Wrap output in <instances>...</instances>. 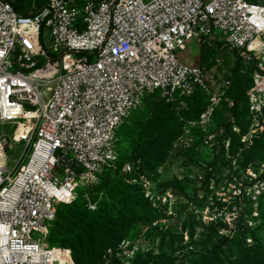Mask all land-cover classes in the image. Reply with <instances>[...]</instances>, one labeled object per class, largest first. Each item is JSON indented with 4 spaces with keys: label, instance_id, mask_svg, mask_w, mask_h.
Segmentation results:
<instances>
[{
    "label": "built area",
    "instance_id": "2783aa9c",
    "mask_svg": "<svg viewBox=\"0 0 264 264\" xmlns=\"http://www.w3.org/2000/svg\"><path fill=\"white\" fill-rule=\"evenodd\" d=\"M194 39L222 42L254 64L249 108L262 113L264 3L46 0L25 15L0 0V124L12 125L11 139L26 143L23 153L30 149L27 161L10 170L9 140L0 136V264H73L70 248L46 240L57 207L115 167L118 130L148 94L186 106L205 90L209 102L198 124H212L231 81L178 59ZM256 186L262 194L264 181ZM146 196L167 201L150 190ZM131 244L124 239L106 253L131 258L141 249Z\"/></svg>",
    "mask_w": 264,
    "mask_h": 264
},
{
    "label": "rangeland",
    "instance_id": "374dc122",
    "mask_svg": "<svg viewBox=\"0 0 264 264\" xmlns=\"http://www.w3.org/2000/svg\"><path fill=\"white\" fill-rule=\"evenodd\" d=\"M45 42L51 43L48 30ZM219 48L216 63L204 68L221 81L234 66L235 57L233 50ZM176 54L183 64H196L200 41H189L187 48ZM198 92L205 97L196 105L192 100L186 106L150 100L137 113L122 135L119 162L102 184L113 200L109 206L98 213L88 211L80 200L86 194L83 186L73 201L58 205L64 210L51 233L49 228L46 240L69 247L73 264L81 263L69 241L101 215L109 216L108 237L123 236L119 243L127 239L130 247H152L156 255H171L175 264H203L208 260L214 264V255L221 264H264V191L256 192V185L264 181V109L252 113L243 104L232 111L225 105L213 116L215 124L202 127L198 120L208 106L209 94ZM22 129L18 128L16 140ZM11 131V124H0V136L9 140L6 160L10 170L26 162L30 153V149L23 153L26 143L12 140ZM210 134H215L212 145L204 141ZM147 190L167 201H152L146 196ZM71 222L76 224L67 226ZM170 234L177 235L172 245ZM109 243L106 241L107 248L104 245L97 264H111L116 257L107 255ZM141 249L131 258L122 257V264H131L139 252H147ZM150 262L155 264L154 259Z\"/></svg>",
    "mask_w": 264,
    "mask_h": 264
},
{
    "label": "trees",
    "instance_id": "16d2710c",
    "mask_svg": "<svg viewBox=\"0 0 264 264\" xmlns=\"http://www.w3.org/2000/svg\"><path fill=\"white\" fill-rule=\"evenodd\" d=\"M9 1L12 2V4L14 5L15 9L18 12L25 14V15H34L44 4H46V0H9ZM250 1L264 3V0H250ZM221 43L222 42H219V41L212 42V41H209L208 39H201L200 40V54L196 60V64H198L201 67H205L206 65L210 67L213 66L216 63L215 58L216 56H218V53L220 52L219 47H221ZM232 54H233V57H235L234 66L231 67L229 72L226 73V76L224 77V78L231 80L232 84L230 88L228 89L226 96L222 100V103L217 108L214 118L219 110H223V107L225 105H229V109H231L232 111L233 110L236 111L237 108H240L241 106H243V104H245L248 111H250L248 91L253 85L252 74L255 69V66L253 63L250 64V63L245 62L243 57L239 54L237 50H233ZM203 97H205L204 94L197 92L193 97L189 98L188 101L192 100L191 104L196 105V102L202 99ZM150 100H154L156 102L164 101V102L169 103L170 106L171 104L173 105V103H170L165 98H162L158 92L148 94L146 98L144 99V102L142 103V105L132 111V113L125 119L123 123L124 125L121 126L120 129L118 130L119 142L117 146L120 151V154H121V150L123 149L122 148L123 146L121 145L122 135L125 134L126 128L129 126L131 121L135 119V117L137 116V113L140 110H143L145 104ZM231 101L234 103L233 105H230ZM206 106H207V102L205 101V106L203 110L206 108ZM214 121L215 120L213 119V123ZM225 127L228 130H230L228 124H226ZM112 171H113V168H107L102 173L98 184L86 187V194L88 195V197L86 194L81 195L80 200H82L83 204L85 205L88 211L93 212V213H98L101 210H103L105 206L106 207L109 206V203L113 202V200L109 197V193L106 194L108 192L106 187H102V184L105 181L109 180L108 175L112 174ZM92 189H94L96 193H93ZM90 203H95L96 204L95 208H91ZM62 210H64V207H57L56 218L52 222V225L50 226V233L53 231L54 223L56 222L57 218L61 215ZM154 215L158 216L159 214L154 211ZM107 218H109L108 215L106 216L101 215L99 218L91 220L88 226L82 229V232L80 231L81 234L79 233V235L75 239H71L69 241V245L73 248V252L81 264H97V262L101 259V256H102L101 254H103V249L105 250L106 241L110 242L109 245L107 246L112 247V246H116L123 238V236L119 238H116V237L114 238V236L108 237ZM74 219H77V217H74ZM69 224L75 225L76 223L71 222V223H68L67 226H70ZM170 236H171L170 244L172 245L175 242V238L177 237V235L170 234ZM165 237L166 235H164V238ZM49 239H50V236H49ZM77 239L79 241H77ZM49 243L51 245L67 247L65 244L51 243L50 240H49ZM153 252L155 251L152 247L147 252H139L132 259L131 264H150L151 259H154L155 264H175V261H174L175 258H173L171 255H168L166 253H162V254L158 253V255H156ZM216 254H219V253H216ZM144 256L148 258L147 261L141 260ZM122 262L123 261L121 259L115 257L111 261V264H122ZM212 262L214 264H221L222 261L218 257V255H214L212 257ZM254 263H258V261L256 260ZM203 264H209V260L207 262H204Z\"/></svg>",
    "mask_w": 264,
    "mask_h": 264
}]
</instances>
